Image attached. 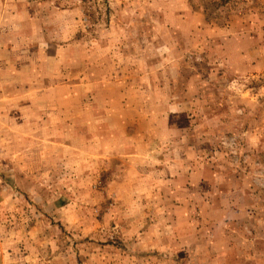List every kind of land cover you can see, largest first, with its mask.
Segmentation results:
<instances>
[{
    "label": "rangeland",
    "instance_id": "rangeland-1",
    "mask_svg": "<svg viewBox=\"0 0 264 264\" xmlns=\"http://www.w3.org/2000/svg\"><path fill=\"white\" fill-rule=\"evenodd\" d=\"M0 264H264V0H0Z\"/></svg>",
    "mask_w": 264,
    "mask_h": 264
}]
</instances>
